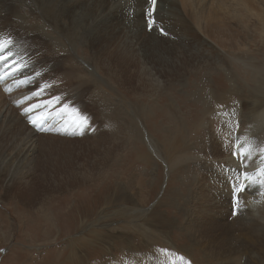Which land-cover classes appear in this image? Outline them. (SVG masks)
Masks as SVG:
<instances>
[{"label":"bare ground","instance_id":"1","mask_svg":"<svg viewBox=\"0 0 264 264\" xmlns=\"http://www.w3.org/2000/svg\"><path fill=\"white\" fill-rule=\"evenodd\" d=\"M111 2V0H0V44L4 48L3 52L12 51L13 55L11 59L16 58L17 63L22 64L19 70L10 74L8 79L0 84V141H5V144H0V170L4 173L5 169L8 170V174H4L5 180L14 178L18 168L21 171H28L27 167L29 165L25 162L32 158L41 140L46 141L48 144L67 142L69 145L72 142L65 140L69 139L66 138L68 136H63L69 134L74 135L79 133V137H77L82 140H90L99 136L107 138L109 135L108 137L113 140H111L113 145H109L104 150V156L114 153V155L120 154L122 160L124 158L127 161H136L137 165H139L138 163L141 160L148 161L149 138L145 136L144 132L137 125L134 114H132V118L129 117L130 119L127 114H122V109H119L122 104L120 106L116 98H111L114 97L113 94H116L115 91L119 86L114 84L108 86L107 81L113 79V72L124 71L125 66H117V63L125 64L128 66V69L129 65L136 63L139 65L138 70L141 75L150 69V64L142 51L145 44L159 45L160 41L162 54L169 47L176 45L186 47L189 50L193 49L194 47L188 48L184 33L174 27L175 24V26H178L180 25L179 23H184L185 25L182 28H188L185 18L181 17V15H187V13L186 10H181L180 0H157L156 9L153 14L155 20L152 22L149 13L151 0H128L127 3L120 6L119 10L107 12V7L110 8L112 5ZM189 2L191 7H199L202 11H206L208 18L215 20L211 24H216V22H220L221 20L220 18L217 20V15L214 16L213 5L218 6L222 10L221 7H226V4L233 6L241 5L245 0H227L226 4L223 0H220L223 6L216 4L214 0H189ZM171 3H176L178 7L173 10ZM223 9L225 10V8ZM231 24L237 25L233 26ZM160 27L168 31L169 37H164L159 33L158 29ZM225 27L228 41L230 42L226 46L231 50L238 49V55L232 56L227 50L219 48V52L223 57L217 55L215 58L218 60L208 63L204 62L199 65L188 64L191 67L188 68L190 73L196 74L200 72L202 75L192 82L190 81L192 89L186 96L188 99H194L193 101L200 104L203 103L207 107L204 106L202 110L201 107L196 113H199L197 118L200 120L197 123L199 125L198 134L197 131H191L190 129L186 135H184L183 130H178V133L169 130V133L173 135V137L169 138V145L172 147L169 158H172V160L178 148H182L180 144L191 149L198 147V151L202 149L203 145L197 146V143L199 145V138L201 140V135L204 131L211 134L208 130V126L211 123L209 122V117H203L204 115L200 114V110L202 114H205V111L209 113L212 107V104H209V102L212 101L213 105H215V98L220 97L219 99H222L221 97H223L229 108L232 109V111L227 108L225 109L227 104L223 102L220 104L221 109L218 111L219 113L211 111V114H214L215 117L223 114L232 119L238 126L242 124L244 116L250 122L251 114L253 113L254 97L248 94L249 87L245 83V77L238 70L240 68L245 74V16L241 15L240 18L227 17ZM173 32L176 33V36L182 35V37H185L183 44L178 43L183 41L182 37L180 39L177 37L179 39L177 40L178 42L171 40L170 35H173ZM106 34H110L109 40L100 43V39ZM236 37L239 38V42L234 46L233 42ZM206 40L210 41L211 39ZM78 43H81V46ZM222 47L225 48V45ZM82 48H86L88 51L82 53ZM98 49L106 55L108 53L111 54L114 58L108 63L103 62L96 53ZM196 51L200 53V51ZM134 58L135 62L132 61ZM230 66L235 70V74H232ZM168 69L169 66L167 67ZM255 69H258L257 71L259 72V68ZM221 74L224 75V79L222 78L224 84L219 91L214 84V77ZM233 78H236L234 82ZM146 82L150 84L149 81ZM229 84L233 89L238 91H243L245 89L243 85H246L247 93H244L245 96H242L241 99L237 98L232 93V90L228 89L229 91H226ZM257 85L264 88V80H260ZM122 95L126 98L125 93H121ZM244 97L245 99L247 97V100L251 104L249 113L245 112V114L239 109ZM73 98H76V100L71 102L70 100ZM129 98L132 97L129 95ZM171 102L173 101L171 100ZM233 102H236V108L234 109L232 108ZM263 102L264 100L260 99V104ZM118 105L120 107L117 108ZM95 107L97 108V112L94 111ZM171 107L173 110L169 111V113L176 114L178 111H175L174 106ZM258 108H260V105ZM128 111L125 113H130ZM191 114H193V111ZM45 115H47V120L44 123L45 129L36 130L34 125ZM260 115L259 127L264 128V112ZM119 119L122 121L124 119V123H120L121 126H119ZM152 119L155 120L151 123ZM152 119L148 121L153 132H155V121L157 118ZM32 122H34V125L30 127L29 125ZM215 122L214 124H216ZM136 125L139 127L142 141L148 151L144 148L143 152L142 150L139 152L140 149L136 150V141L139 139L137 138L138 127ZM236 129L237 127L234 128L232 134V146L240 144L239 152H235L238 150L236 149L230 154L213 159L214 163L212 166L217 163L221 165L223 171L219 180L210 177L207 179V184L200 180L198 181L196 192H182L179 195H183L182 197H178L174 192H170L165 202L170 208L183 212L187 219L184 226L185 230H177V235L183 237L182 239L187 241V244L190 242L187 237H195L194 240L200 246L199 251L202 255L206 253L205 250H201L202 243L214 240L216 234H218L220 236L218 240L221 244L215 243L214 245L212 251L215 253L214 259L218 258L223 264H246L245 249H249L248 264H251L250 262H254L255 260L264 261V258L258 254L259 250H264V175L258 181L256 180L257 178L251 177L247 171L254 170L261 161H264V138L261 141L258 140V137L264 136V129L263 131H252L247 128L243 129L241 125L237 138L240 134L241 137L245 135V143L243 142L244 138L240 137L235 140L236 142L234 141ZM181 132L182 134L180 135L179 133ZM104 133H108L107 136H103ZM192 133H194L193 138H191ZM57 134L62 135V137L57 136ZM120 135L122 136L124 150L127 147L125 154L119 152L117 140H121L118 137ZM251 136H254V138ZM185 137L190 143L193 141L194 143H188ZM110 138L108 139L109 142ZM209 141L211 145L210 136ZM79 142H74L75 146L81 145L84 141ZM97 142H93L95 146L102 144ZM209 147L212 153V146ZM97 151L102 150L98 148ZM241 152L245 154L243 166L242 162H239L242 161L239 159ZM190 156L193 159L196 153L190 154ZM110 157L109 164L112 162L116 163V156H113L114 158ZM200 158H203V156H200ZM106 159L107 156L103 160L98 159L94 163L101 165ZM126 163L123 160V164ZM119 166L117 165V167ZM244 168L246 173L242 177ZM109 169L111 170V168H106V170ZM100 170L97 171L96 176H88L84 170L82 175L73 179V182L77 186L84 182L95 181L105 172H101L103 168ZM211 172V175H214L213 168ZM138 173L139 169L136 174ZM236 173L237 175H235ZM112 178L114 183L107 190L109 196L105 194V198L103 197L105 200H102L106 202L104 206H107V203L109 205L118 202L121 196L120 192L130 187L128 180L122 183L120 182L122 177L120 179L116 176ZM234 178L237 179L236 185L233 182ZM126 179H128L127 176ZM167 182L169 184L168 180ZM240 183L244 187V192L238 191ZM142 185L146 186L144 181ZM262 188L263 192L258 194ZM176 199L184 202V206H178L175 203ZM123 200L131 201L132 198L124 196ZM239 200H241V204H238L237 201ZM46 217L49 216L46 215ZM184 231L186 232L185 235L183 234ZM173 234L175 235L174 232ZM81 237L75 238L73 245L70 242L72 240L68 241L70 242L69 246L70 244L72 245L69 251L72 250V247L74 248L76 243L89 246V241L86 242ZM130 241V238L126 239L125 248H118V251L112 255L119 258L125 256L126 252H132L133 250L140 251L137 248L147 247L145 244L129 246ZM245 242L248 244L252 243L253 246L247 248ZM131 248L133 249L131 250ZM187 248L189 247L187 246ZM150 249L152 250L146 251V254L143 255L144 259L154 255V250L156 251V249H153L151 246ZM161 251L163 254L160 253ZM66 252H64L65 255L62 258L64 263L79 264L75 255L70 257ZM160 252L157 251L156 255L162 258V264H177L180 261L176 253L171 254L169 249H160Z\"/></svg>","mask_w":264,"mask_h":264},{"label":"rangeland","instance_id":"2","mask_svg":"<svg viewBox=\"0 0 264 264\" xmlns=\"http://www.w3.org/2000/svg\"><path fill=\"white\" fill-rule=\"evenodd\" d=\"M111 1L112 5L110 8L107 7V12L117 11L120 9V6L128 2V0ZM214 1L216 4L223 6L220 0ZM226 1L223 0L225 4ZM180 4L181 10H186L187 15H181V17L185 18L188 28H182L185 25L184 23H179L180 25L178 26H175V24L174 27L177 30H181L186 39L182 35L177 34L178 36H176V33L173 32L174 34L170 35L171 40L176 42L182 37L183 41L177 42L183 44L185 39L188 48L194 47L191 49L194 51L175 44L176 46L169 47L162 54L160 41L159 45L145 44L142 51L150 64V69L141 75L138 70L139 65L136 63L129 65V69L125 64L117 63V66H125L124 71L113 72V79L107 81L108 86L112 84L119 86L115 91L117 95L113 94L114 97H111L112 99L116 98L120 106L122 104L121 107L118 105L117 108L120 107L119 109H122V114H127L128 118H132V114H134L137 125L144 132L145 136L149 138L150 147L148 151L142 141L139 127L136 125L138 127L137 138H139L137 139L138 142L136 141V150L140 149L139 152L141 150L143 152V148L146 149L149 155L148 161L141 160L138 163L139 165H137L136 161H127V159L123 158L127 162L123 164L122 156L120 154L114 155V153L112 155H105L107 159L104 160L103 164L98 165L94 163L98 159L103 160L105 158L103 155L104 150L109 145H113L112 139L108 137L109 135L107 136L108 133L103 134L107 138L99 136L100 138L97 137L90 140L78 138L79 133L63 135L68 136L66 138L72 139H65L68 142H72L69 145L67 142L48 144L46 141L41 140L37 151L32 156L33 159L30 158L32 160L24 161L29 165L27 167L28 171H21L18 168L14 178L5 180L4 174H8V170L5 169V173L0 170V264H67L62 261L65 251H67L66 253L70 257L75 255L79 264H162V258H159L156 252H160V249L165 248L169 249L171 254L176 253L180 258L177 264H223L218 258H213L215 253L212 252L215 243L221 244L218 240L220 236L216 234L214 240L202 243L201 250H205L206 252L205 255H202L199 251L200 246L194 240L195 237H187L190 241L187 244V241L182 239L183 237L177 235V230H185L184 226L187 219L183 212L170 208L165 200L170 192H174L178 197L183 196H179L182 192H196L198 181L200 180L205 184H207V179L210 177L219 180L223 171L221 165L217 163L212 166L214 163L213 159L230 154L236 149L238 150L235 152H239L240 144L232 146V134L235 127H237V132L234 141L240 137L244 138V141L242 140L244 143L246 140L245 135L241 137L240 134L237 138L241 125L243 129L247 128L252 131H263L264 129L259 127L260 114L264 112V102L260 104V99L264 100V88L257 85L260 80H264V0H245L243 4L236 6L226 4V7H221L222 10L218 6L213 5L214 16L217 15V20L219 18L221 20L220 22H216V24H211L215 20L208 18L206 11H202L199 7H191L189 0H180ZM171 6L173 10L178 7L176 3H171ZM241 15L245 16V74L240 68L238 70L245 77V83L249 87L248 94L254 97V103L250 122L244 116L242 124L238 126L232 119L223 114L216 117L214 114H211V111L219 113L218 111L221 109L220 104L226 102L223 97H221L222 99H219L220 97L215 98V105L210 101L209 104H212L210 112L206 113L205 111V114H202L201 110L204 109V106H207L193 101L194 99H188L186 94L190 93L192 89V84L190 83L202 75L200 72L196 74L190 73L188 70V68H191L188 66L189 63L199 65L204 62L208 63L218 60L215 58L217 55L223 57L219 52V48L227 50L232 56L238 55V49L231 50L226 46L230 42L228 41L225 24L227 23V17L240 18ZM231 25L236 26L237 24ZM208 26L211 29L210 27L207 28ZM109 36L110 34L102 36L99 42L108 41ZM206 39L211 40L207 41ZM238 42L239 38L236 37L233 42L234 46ZM78 44L81 46V43ZM224 45L225 48L222 47ZM196 50L200 51V53ZM81 51L82 53L87 52L88 49L82 48ZM96 53L105 63L110 62L114 58L111 54L108 53L106 55L99 49L96 50ZM132 61L135 62V58ZM223 62L225 64L224 59ZM168 66L169 69L167 70ZM255 68H259V72ZM230 70L232 74H235L232 66H230ZM222 78L224 79L223 74L214 77V84L219 91L224 84ZM233 79L234 82L236 78ZM146 81H149L150 84H147ZM182 83L185 84L183 85ZM243 86L245 89L238 91L233 89L229 84L231 88L228 87L226 91L232 90V93L241 99L242 96H245L244 93H247V86ZM121 93H125L126 98L123 95L121 96ZM129 95L132 98H129ZM75 100L76 98H73L70 101L74 102ZM233 103L235 104H232V108L234 109L236 108V102ZM240 105L239 109L242 113H249L251 104L247 100V97L246 99L244 97L243 103ZM259 105L260 108H258ZM171 106H174L175 111H178L176 114L169 113V111L173 110ZM200 108V114L204 115L203 117H209L211 124L208 126V130L211 134H208L206 131L203 132L201 140L199 138V145L197 143V146L203 145L199 151L198 147H194L195 149L192 148L194 149L192 150L180 144L182 148H178L172 160V158H169L172 151V147L169 145V138L173 137V135L169 133V130L172 132L176 131L177 133L178 130H183L184 135H186L190 129L191 131H197L198 134L199 125L197 123L200 120L197 118L199 113H196ZM226 108L232 111L228 104ZM94 111L97 112L96 107ZM127 111L130 113H125ZM192 111L193 114H191ZM152 118H157L155 130L158 133L156 131L153 132V129L149 125L148 120ZM124 119L123 121L119 119V126H121L120 123H124ZM154 120L152 119L151 123ZM215 120L218 122H215ZM179 134L181 135L182 132ZM193 135L194 133H192L191 138H193ZM57 136L62 137L60 134H57ZM209 136L211 138V145ZM118 137L121 139L117 140L119 152L125 154L127 147L124 150L122 136ZM251 137L254 138V136ZM262 138L264 136L258 137V140L261 141ZM76 141H80L79 143L84 141L85 143L83 142L81 145L75 146L74 142ZM186 141L190 143L187 139ZM93 142H100L102 144L96 145V147ZM193 143L194 141L190 144ZM0 144H5V141H0ZM209 146H212V153ZM98 148L102 151H97ZM194 153H196V156L192 159L190 154ZM244 155L242 152L239 155V159L242 160L239 162H242V166L245 162ZM113 156H116V163L112 162L109 164V157L114 158ZM200 156H203V158H200ZM263 164L264 161H261L258 164L259 166L255 167L256 169L254 168V170L249 171L250 176L257 178L256 180L261 179L264 175ZM117 165L120 166L117 167ZM105 166L111 168V170H106L107 167L104 169ZM212 168L214 175H211ZM138 169L139 173L136 174ZM84 170L88 176H96L98 170L105 172L104 176L99 177L100 179L97 178L95 181L84 182L76 186L73 179L82 175ZM128 172L130 173L128 174ZM114 175L119 179L122 177L120 179L122 183L128 180L130 187L120 192L121 196L118 202L111 203L112 205H108L107 203V207L104 206L106 202L102 200H105V194L109 196L107 190L114 183L112 178L115 177ZM126 176L128 179H126ZM234 180L235 184L237 179L234 178ZM143 181L146 186L142 185ZM211 184L215 185L216 183ZM240 188L241 186L238 190L244 192V188ZM262 192L263 188L258 194ZM124 196L127 198L131 197L132 200L124 201ZM237 202L241 204V200ZM175 203L180 207L184 206V202L180 199H176ZM46 215L49 217H46ZM185 233L184 231L183 234L185 235ZM78 237L84 238L86 242L89 241V246L76 243L74 248L72 247L73 251H69L75 238ZM128 238L131 239L129 246L145 244L147 247H136L140 251L133 250L132 252H126L125 256L119 258L112 255L118 251V248H125V240ZM192 239L194 242L191 241ZM69 240H72L70 241L72 242L70 246ZM245 244L247 248L253 246L252 243L248 244L245 242ZM150 246L156 249V251L154 250V255L144 259L143 255L146 254V251L152 250ZM139 253L140 255H138ZM160 253L163 254L162 251ZM248 254L249 249H245L246 264L249 263ZM258 254L264 258V250H259ZM250 263L264 264V261L255 260Z\"/></svg>","mask_w":264,"mask_h":264},{"label":"snow or ice","instance_id":"3","mask_svg":"<svg viewBox=\"0 0 264 264\" xmlns=\"http://www.w3.org/2000/svg\"><path fill=\"white\" fill-rule=\"evenodd\" d=\"M0 47H2V45H0Z\"/></svg>","mask_w":264,"mask_h":264}]
</instances>
